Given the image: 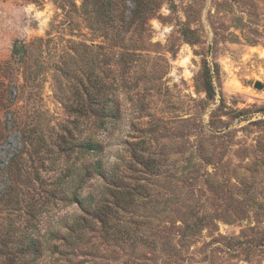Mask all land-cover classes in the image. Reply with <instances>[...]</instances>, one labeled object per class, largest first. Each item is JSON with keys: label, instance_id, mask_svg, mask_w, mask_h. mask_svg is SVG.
<instances>
[{"label": "rangeland", "instance_id": "obj_1", "mask_svg": "<svg viewBox=\"0 0 264 264\" xmlns=\"http://www.w3.org/2000/svg\"><path fill=\"white\" fill-rule=\"evenodd\" d=\"M0 264H264V0H0Z\"/></svg>", "mask_w": 264, "mask_h": 264}, {"label": "trees", "instance_id": "obj_2", "mask_svg": "<svg viewBox=\"0 0 264 264\" xmlns=\"http://www.w3.org/2000/svg\"><path fill=\"white\" fill-rule=\"evenodd\" d=\"M20 49H21V46L15 47L16 52H18ZM206 90H207L208 95H213L214 94V85H213L212 79H210V78L206 82ZM96 111H97V115L99 116V118H105V117H107L109 115L111 110H109V112H107V106H102L101 100H99L98 108H97ZM103 123H105V122H103V121L99 122L100 126H102ZM81 145H82L83 152L84 153H91L93 157H96L101 152L100 144L98 142H96V140H94L92 137L85 138ZM93 165L95 166V172L98 173V174H101L103 176L104 175V172L102 170L103 164L101 163V161L97 158ZM115 173H114L115 174L114 176L117 177L118 173L117 172H115ZM112 181L115 182L116 186L121 188L123 186V183H124V178L122 177V175L120 173V175H118L117 178H112ZM113 196L116 197L117 199L122 200V201L125 198H127V196L126 197L125 196H120L118 193H116ZM93 199H94L93 195L89 194L85 198H81L80 199V204L84 207L83 208L84 210L88 211V213L89 212H99V211L102 212L103 207L106 205V204H104V201H107V197L106 196H102L100 198L99 202H97V204L92 207L91 202H92ZM88 200H89V202H88ZM86 202H88V204H86ZM128 202L129 201H125V203H128ZM30 241L31 242H35V239L31 238Z\"/></svg>", "mask_w": 264, "mask_h": 264}, {"label": "water", "instance_id": "obj_3", "mask_svg": "<svg viewBox=\"0 0 264 264\" xmlns=\"http://www.w3.org/2000/svg\"><path fill=\"white\" fill-rule=\"evenodd\" d=\"M257 86H258V87H261L262 85H261V83H257Z\"/></svg>", "mask_w": 264, "mask_h": 264}]
</instances>
